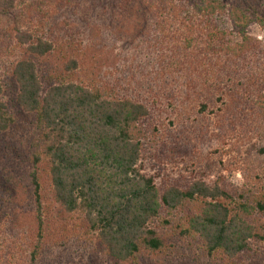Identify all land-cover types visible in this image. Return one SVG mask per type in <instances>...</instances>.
Masks as SVG:
<instances>
[{
  "label": "trees",
  "instance_id": "obj_1",
  "mask_svg": "<svg viewBox=\"0 0 264 264\" xmlns=\"http://www.w3.org/2000/svg\"><path fill=\"white\" fill-rule=\"evenodd\" d=\"M113 1L0 75V264H264V0Z\"/></svg>",
  "mask_w": 264,
  "mask_h": 264
},
{
  "label": "rangeland",
  "instance_id": "obj_2",
  "mask_svg": "<svg viewBox=\"0 0 264 264\" xmlns=\"http://www.w3.org/2000/svg\"><path fill=\"white\" fill-rule=\"evenodd\" d=\"M114 4L113 0H15L13 10L0 13V75L6 76L10 63L19 55L20 46L16 41L19 34L39 33L42 25L47 28L54 22L61 26L70 24L85 36L93 28H98L109 36L107 38L118 55L131 57L138 45L142 47L139 42L144 41L147 35L137 30L138 33L135 23L129 25V30L121 32L119 28L122 24L116 23L115 26L110 17V27H106L104 19L100 18V8ZM251 34L259 40L264 38V30L256 26L251 28ZM229 182L232 186H241V174H233Z\"/></svg>",
  "mask_w": 264,
  "mask_h": 264
}]
</instances>
